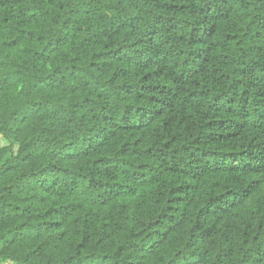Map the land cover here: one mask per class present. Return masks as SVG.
<instances>
[{
	"label": "trees",
	"instance_id": "1",
	"mask_svg": "<svg viewBox=\"0 0 264 264\" xmlns=\"http://www.w3.org/2000/svg\"><path fill=\"white\" fill-rule=\"evenodd\" d=\"M0 139V264H264V0H0Z\"/></svg>",
	"mask_w": 264,
	"mask_h": 264
},
{
	"label": "rangeland",
	"instance_id": "2",
	"mask_svg": "<svg viewBox=\"0 0 264 264\" xmlns=\"http://www.w3.org/2000/svg\"><path fill=\"white\" fill-rule=\"evenodd\" d=\"M0 143H1L2 145H4L6 142H5L3 139H0ZM16 149H17V146L14 147V151H16Z\"/></svg>",
	"mask_w": 264,
	"mask_h": 264
}]
</instances>
